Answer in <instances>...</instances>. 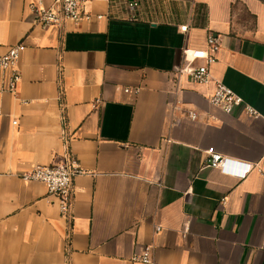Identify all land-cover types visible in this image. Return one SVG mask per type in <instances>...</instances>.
Wrapping results in <instances>:
<instances>
[{"label":"crops","instance_id":"crops-1","mask_svg":"<svg viewBox=\"0 0 264 264\" xmlns=\"http://www.w3.org/2000/svg\"><path fill=\"white\" fill-rule=\"evenodd\" d=\"M33 1L0 0V55L25 45L18 91L0 95V264H144L132 257L147 247L153 264H264V0H84L90 21L46 30ZM210 33L212 76L258 116L177 76ZM209 147L229 172L205 166ZM67 155L85 170L70 218L20 178Z\"/></svg>","mask_w":264,"mask_h":264},{"label":"built area","instance_id":"built-area-1","mask_svg":"<svg viewBox=\"0 0 264 264\" xmlns=\"http://www.w3.org/2000/svg\"><path fill=\"white\" fill-rule=\"evenodd\" d=\"M125 15L128 19L139 20L142 17L138 1H125L123 3ZM29 8L34 15V22L42 29L52 26H62L66 21H90L93 14L87 11L84 0H54L49 6L43 4V0H36L29 4ZM108 15L98 14V19H103ZM189 25L180 26V31L186 32ZM222 47L218 37L210 33L207 37L205 48H185L183 50L184 63L177 67L178 77L185 76L199 84L213 83L214 89L210 95V102L214 107L226 113H231L235 108L243 106L245 113L249 116H258V111L246 103L244 98L236 93L230 86L222 81L216 80L211 74L212 66L217 63L218 53ZM25 49L23 43L14 45L8 51L0 55V95L4 93L16 94L20 85L22 74L20 70V59ZM130 92V88L125 89ZM140 88H135L138 93ZM189 118L195 120L198 114L195 111L189 112ZM17 124V121H14ZM231 160L219 153L215 147L206 150L205 166L219 169L222 172H229ZM254 165H246L245 169L238 173L239 178L246 177ZM85 173L78 159L72 155H67L63 160L51 164H37L29 170L23 171L20 178L26 182H41L47 190L48 195L56 199L62 215L71 217L72 204L74 200V179L76 176ZM162 227L157 226L156 232ZM132 260L144 264H153L152 251L150 247L142 252L134 253Z\"/></svg>","mask_w":264,"mask_h":264}]
</instances>
